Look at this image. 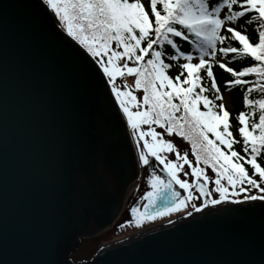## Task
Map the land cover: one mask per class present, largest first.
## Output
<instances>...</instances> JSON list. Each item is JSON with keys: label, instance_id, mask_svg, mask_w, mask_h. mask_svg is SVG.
I'll return each mask as SVG.
<instances>
[{"label": "snow or ice", "instance_id": "snow-or-ice-1", "mask_svg": "<svg viewBox=\"0 0 264 264\" xmlns=\"http://www.w3.org/2000/svg\"><path fill=\"white\" fill-rule=\"evenodd\" d=\"M18 7L22 5L10 0L0 3V44L6 43L11 12ZM37 7L53 25L54 37L66 41L83 60V70L93 74L94 83L80 98L75 120L51 159L34 163L26 175L14 178L8 158L6 60L0 58V264H59L63 234L76 216L91 211L96 190L110 176L101 135L105 124H115L125 136L130 129L139 161L148 165L154 158L168 177L152 176L144 211L133 207L134 215L151 220L186 208L193 197L190 189H195L203 201L193 204V211L223 205L217 210L219 218L248 230L224 258L140 259L133 264H264V166L258 162L264 152V98L243 96L250 110L236 116L238 140L224 103L214 102L223 97L212 70L215 63L231 74L233 79L225 82L229 88L239 85L249 94L264 93V0H149L147 8L143 0H38ZM246 16L245 23L257 22L254 40L242 25L233 26ZM175 38L188 42L192 51H182ZM227 40L238 46L217 47ZM162 45L174 50L169 60L184 61L174 76L167 74L173 65L165 63L164 51L158 50ZM193 51L198 53L195 58ZM229 53L253 63L235 70L223 61ZM201 72L211 81L210 88L203 86ZM125 73L135 76L134 87L143 92L140 99L127 85L117 87V77ZM153 126L189 141L195 166ZM241 142L243 155L234 149ZM168 152L175 154L174 160L164 155ZM185 164L191 183L177 175ZM201 164L211 168L214 179ZM173 184L183 189L182 198ZM213 192L218 194L215 198ZM161 198L170 205L150 212ZM184 215L192 217V212ZM210 215L204 213L180 227L200 224Z\"/></svg>", "mask_w": 264, "mask_h": 264}, {"label": "water", "instance_id": "water-1", "mask_svg": "<svg viewBox=\"0 0 264 264\" xmlns=\"http://www.w3.org/2000/svg\"><path fill=\"white\" fill-rule=\"evenodd\" d=\"M10 2L22 7L11 12L6 43L0 44V58L6 60L8 158L10 171L16 178L26 175L34 163L51 159L66 129L75 120L80 98L94 80L90 71L83 70L84 62L76 51L66 41L54 37L53 25L40 13L38 0ZM101 135L110 176L96 190L91 211L76 216L72 227L63 234L56 257L59 264L220 259L229 247L237 246L247 236V229L235 228L219 218L217 210H212L104 246L90 260L73 262L72 254L82 246L79 239L98 232L95 237L111 224L128 195V188L138 177L129 133L122 135L115 124H105ZM169 203L161 198L150 212ZM204 213H211L209 219L180 227ZM174 227L178 230L173 231Z\"/></svg>", "mask_w": 264, "mask_h": 264}, {"label": "rangeland", "instance_id": "rangeland-1", "mask_svg": "<svg viewBox=\"0 0 264 264\" xmlns=\"http://www.w3.org/2000/svg\"><path fill=\"white\" fill-rule=\"evenodd\" d=\"M120 81H121V83H123V86L127 85L128 90L132 91L133 94L138 97V92L133 90L134 87L130 86L131 80H129L127 78H123ZM221 95L223 97V99L221 100L222 103H224L225 107L230 108L228 96L226 97L225 94H223V93ZM230 101H236L234 92H232V94H231ZM134 143L136 144L135 140H134ZM141 144H142V142H141ZM173 144H174L175 148L181 154L187 153L188 160H190L192 162L193 166H195V157L192 155L191 144L188 141L183 140V139L181 140V143L174 142ZM168 153H172V152H168ZM168 153H165L164 155H166V157L168 159H172L170 154L168 157ZM149 159H150V165L148 167H144L143 169H141L140 181H139L137 187L135 188V190L131 193V195L127 199V201L130 204H134L140 198L142 192L147 189L149 180L152 178L153 175L157 174L156 170L154 168V165H153L154 164L153 159L151 157ZM201 165H203V164H201ZM184 167L186 168V171L189 172V175L187 177H185L183 174H179L182 178L179 175H178V177L180 179H187L191 183L192 176L190 174V169L188 168L187 164H185ZM203 167L205 168V166H203ZM207 169H209V167H207ZM190 190L193 191V189H190ZM183 195H184V191H183V189H181V198L183 197ZM202 201L203 200H201L199 202H198V200L189 201L186 208H182L176 212H172V213L164 215V216L157 215L156 217H154L151 220H146L144 223H143V221H140V222H138L139 224H132V226L127 225V224H130L132 221L129 219L127 210H125V211L123 210L119 214L117 221H115L112 224V226H110L104 232H102L101 234H99L95 237L82 238L81 239L82 246L72 254L71 260L73 262L90 260L97 253L99 247L104 246V245H108V244L113 243L117 240L127 238L130 235L138 233L140 231H144L145 229L155 227V226H159L165 222H168L169 220H176L179 216H183L185 212H193L192 205L193 204L197 205L198 203H201Z\"/></svg>", "mask_w": 264, "mask_h": 264}, {"label": "trees", "instance_id": "trees-1", "mask_svg": "<svg viewBox=\"0 0 264 264\" xmlns=\"http://www.w3.org/2000/svg\"><path fill=\"white\" fill-rule=\"evenodd\" d=\"M230 43H231L232 45H234V46H237V44H235V43H234L233 41H231V40H227V41H225V42H224V45H227V44H230ZM224 45H221V46H224ZM219 46H220V44H219ZM221 46H220V47H221ZM160 50L164 51V53H165V56H164L165 63H170V61L167 60V59H168V56H169L170 54H173V53L170 51V49H168L165 45H163V46H162V49H161V47H160ZM232 55H233V54H226L225 56H226V57H229V58H233V66H234L235 68H240V69H241L242 67H244V66H248V65H250V64L253 63L252 60H250V59H248V58H246V57H244V56H240V55H233V56H232ZM175 62H177V61H175ZM214 71H215V73H217L222 79L228 78L227 75L222 74L221 71L218 70L217 68H214ZM168 72H169V75H170V76H173V75H172V68H170V69L168 70ZM201 75L204 76V79H203V81H202L203 86H204L205 88H210V81L208 80V78L206 77V75H204L203 72H201ZM219 85H220V87H221V90H225V89L227 88L226 86H224V85H222V84H219ZM233 92L235 93V99H236V101H233V109L231 110V112H236V111H238V110L246 111V112H247V111L250 110V109H246L245 106H244V104H243V96L246 95V94H248V95L250 96V98H253V99L264 98V93H261V92H259L258 90L253 91V92L250 93V94H249V93H246V92H245V86H244V87H242V86H237ZM206 94L209 96L210 99H214L215 94H214L212 91H208ZM214 102L218 104V100H216V101H214ZM201 108H202V106H201ZM202 110H203V109H202ZM257 116H258V112H257ZM209 137H211L210 134H209ZM237 139L239 140L240 138H237ZM237 144H238V146L243 147L242 142H241V143H237ZM259 156H260V158H261V160H262V162H263V164H264V152H261V154H260Z\"/></svg>", "mask_w": 264, "mask_h": 264}]
</instances>
